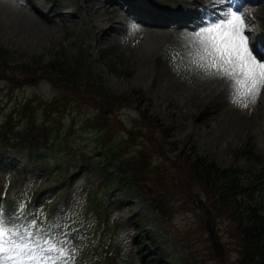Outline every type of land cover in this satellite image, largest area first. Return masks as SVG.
I'll list each match as a JSON object with an SVG mask.
<instances>
[{"label": "rangeland", "instance_id": "1", "mask_svg": "<svg viewBox=\"0 0 264 264\" xmlns=\"http://www.w3.org/2000/svg\"><path fill=\"white\" fill-rule=\"evenodd\" d=\"M50 1L0 0V47L13 54L10 69L0 71V129L5 116L17 110L19 102L25 101L34 113L42 115L59 96L68 101L51 119L59 117L56 125L60 129L76 133L78 148L91 145L86 123L98 112L109 118L99 120L92 130L109 131L111 127L112 136L121 140L139 125L149 139L154 140V134L160 138L159 124L147 116L141 122L134 103H108L109 96L99 97L94 88L85 91V101L80 102L75 91L59 88L53 79L32 68L67 57L85 45L89 62L106 88L130 97L139 92L148 115L173 127L172 137L168 144L165 142L168 148L155 143L149 147L148 142L143 145L137 134V140L132 141L134 146L143 147L141 158L151 159L146 158L149 179L163 189L158 195L159 206L168 218L162 223L165 259L172 264H236L238 237L232 234L228 214H211L207 225V215L197 204L198 200L205 201L204 192L181 171V159L172 152L176 143L180 147L191 140L200 154L222 168L258 173L264 167V87L255 103L242 107L231 98V81L207 75L188 57L189 33L202 25L206 14H211L209 8L216 4L213 0H197L199 7L192 4L194 0H53L60 2L54 10ZM254 1L244 4V0H228L226 6L247 17L246 32L251 31L253 46H259L255 50L260 52L264 51V2ZM200 11L199 18L188 20L189 15ZM151 20L157 23L144 24H151ZM185 20L187 25L180 28ZM133 23L139 27L133 29ZM163 54L165 61H160ZM43 121L41 118L39 123ZM45 156L51 163L33 162L27 151L17 153L0 146V211L9 219L19 217V223L21 214L32 208L35 212L46 205L54 210L51 202L57 204L54 222L48 223L50 230L45 236L58 241L67 237L70 254L66 264H147L150 253L146 247L141 252L137 248L135 219L146 215L145 225L153 229L156 217L146 213L143 202L125 190L112 191L104 206L113 226L117 222L119 228L103 233L102 246L93 247L88 229L74 224L76 216L82 214L80 204L88 197L87 189L96 188L100 178L88 177V168L75 173L69 189L60 187L55 179L69 162L66 151L51 154L48 150ZM88 211L86 220L96 215ZM42 216H48L47 210ZM211 228L224 248L223 261L215 255Z\"/></svg>", "mask_w": 264, "mask_h": 264}, {"label": "trees", "instance_id": "2", "mask_svg": "<svg viewBox=\"0 0 264 264\" xmlns=\"http://www.w3.org/2000/svg\"><path fill=\"white\" fill-rule=\"evenodd\" d=\"M12 55L8 50L0 48V70L9 67ZM87 59L84 50H78L75 54L32 68L35 73L39 71L43 75L51 76L66 88L82 93L94 88L99 97L107 99L108 95L113 103H134L139 107L141 122L146 120L145 116H147L159 124L160 138L154 134L155 138L167 147L173 128L165 126L157 117L148 115L147 108L143 107L144 99L139 92L135 91L130 97L106 88L100 76L87 63ZM55 101L58 102V100ZM48 113L46 112V115ZM18 135H24V140L19 141L22 147L28 146L37 150L45 147L46 144L49 148L55 147L53 142H50L52 137L50 128L33 119L31 128L18 132ZM133 139H136L135 133L122 140H115L111 136L100 137L89 152L79 151L71 146L65 147L66 154L71 158L70 162L77 161L80 168L90 166L99 175L105 177L108 183L116 178L118 186L135 192L138 197L145 200L147 208L155 213L159 223H167V215L159 206L163 189L154 186L146 170L148 168L146 158L151 159L148 156H145L146 158L139 156L140 150H136L133 146ZM150 141L153 140L150 139ZM55 150L63 151L64 148L56 147ZM172 151L178 152L177 159H181V165L184 167L181 171L191 176L204 191L207 205L213 210L214 215L220 217L223 213L228 214L231 228L235 232L232 234L235 238L238 237L239 256L236 264H264V167L258 173L236 168H222L207 155L200 154L191 140L185 141L181 147L176 143ZM66 178L63 177V180L65 181ZM108 189L107 187L106 190ZM94 195V191L90 192L91 197ZM91 205L95 208L100 207L93 199L88 202V206ZM92 235V240L96 241L99 231L92 230ZM149 238L150 262L148 264H172L165 260L162 253L164 248L157 234L151 232Z\"/></svg>", "mask_w": 264, "mask_h": 264}, {"label": "snow or ice", "instance_id": "3", "mask_svg": "<svg viewBox=\"0 0 264 264\" xmlns=\"http://www.w3.org/2000/svg\"><path fill=\"white\" fill-rule=\"evenodd\" d=\"M213 2L216 10L188 35V57L207 75L231 81V98L248 107L264 87V55L249 43L247 17L227 7L228 0ZM18 220L0 211V264H5V257L8 264H66L70 254L66 236L58 241L36 231L34 219L23 224Z\"/></svg>", "mask_w": 264, "mask_h": 264}, {"label": "bare ground", "instance_id": "4", "mask_svg": "<svg viewBox=\"0 0 264 264\" xmlns=\"http://www.w3.org/2000/svg\"><path fill=\"white\" fill-rule=\"evenodd\" d=\"M261 2H264V0H261ZM260 2V3H261ZM183 3H188V0L187 1H184ZM214 3V2H213ZM248 3H250V2H248ZM194 6H201V3H199L198 1H195L194 3H192ZM215 4V3H214ZM216 7L215 6H213L212 5V7L211 8H209V11L212 13V12H214V10H212V9H215ZM183 10H185V9H183ZM182 13H183V11H182ZM201 14H202V11H200L199 12V14H197V15H195V16H192V17H195V18H199V16H201ZM184 15H185V13H184ZM197 23H199V21H196ZM248 25H249V23L248 22H246ZM144 24H148V25H151V26H153L154 24H156L155 22H152L151 24H149V23H144ZM180 27H184L183 25H181ZM246 34H248L249 35V37H250V39H249V43H250V45H252L253 46V39H252V36H251V31L249 30L248 32H246Z\"/></svg>", "mask_w": 264, "mask_h": 264}, {"label": "water", "instance_id": "5", "mask_svg": "<svg viewBox=\"0 0 264 264\" xmlns=\"http://www.w3.org/2000/svg\"><path fill=\"white\" fill-rule=\"evenodd\" d=\"M215 249H216V254L222 256L223 253H222V248H221L220 244L215 243Z\"/></svg>", "mask_w": 264, "mask_h": 264}]
</instances>
